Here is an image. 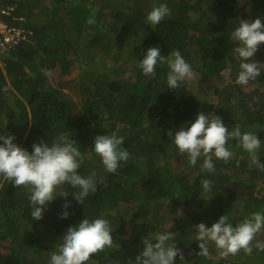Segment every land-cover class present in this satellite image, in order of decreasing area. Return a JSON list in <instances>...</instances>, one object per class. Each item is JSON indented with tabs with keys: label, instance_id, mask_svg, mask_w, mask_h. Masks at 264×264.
Wrapping results in <instances>:
<instances>
[{
	"label": "trees",
	"instance_id": "trees-1",
	"mask_svg": "<svg viewBox=\"0 0 264 264\" xmlns=\"http://www.w3.org/2000/svg\"><path fill=\"white\" fill-rule=\"evenodd\" d=\"M161 3L169 15L156 26L145 23ZM4 9L10 12L1 16L5 22L32 36L15 48L0 47V135H14L13 142L31 152L34 143L50 145L67 133L83 156L78 173L91 176L97 190L81 204L72 195L79 188L65 183L42 219L34 220L28 190L0 178V264H49L66 230L85 218L106 219L113 229L112 247L87 264H137L144 246L142 238L129 245L126 217L139 223V232L151 230L149 238L173 232L169 243L184 256L174 264H264V251L256 247L251 254L241 250L222 257L209 242V255H197L195 228L210 227L222 215L235 226L264 212V171L229 140L233 157L227 163L213 158L216 172L202 173L203 157L189 166L168 135L190 126L201 111L215 114L229 131L238 125L241 132L257 134L264 164V72L237 85L239 61L230 39L241 20L264 23V0H0V13ZM149 47L164 56L178 50L194 76L169 89L166 64L144 75L138 65ZM253 60L264 63V44ZM113 132L124 137L129 159L109 173L93 142ZM201 179L212 181L210 191L203 190ZM256 241L264 242V229Z\"/></svg>",
	"mask_w": 264,
	"mask_h": 264
},
{
	"label": "clouds",
	"instance_id": "clouds-1",
	"mask_svg": "<svg viewBox=\"0 0 264 264\" xmlns=\"http://www.w3.org/2000/svg\"><path fill=\"white\" fill-rule=\"evenodd\" d=\"M170 13L167 4L154 5L146 15L145 23L156 26ZM94 21L89 20L88 23ZM32 36V34L30 35ZM30 38V37H29ZM28 38V39H29ZM230 39L235 42L232 52L239 61V71L235 83L240 86L254 81L264 72V63L250 61L259 46L264 44V23L260 18L255 20H241L238 27L231 33ZM27 40V39H26ZM158 63L166 64L167 88L177 89L181 83L194 76L191 65L178 50L171 51L167 56L161 55L158 47H149L138 67L146 76L155 72ZM45 73L47 70H44ZM8 87L3 91L8 92ZM173 143L180 157H186L189 166L195 167L197 161L203 157L202 173H215L213 158L227 163L233 153L227 147L229 140H235L249 153L251 162L264 171V164L260 163L257 154L261 140L252 132H241L237 125L229 131L222 118L215 114L199 112L190 126L182 125L175 133L171 131ZM11 134L0 135V178L10 182L13 187H24L28 190L30 215L34 220L42 219L46 206L56 198V189L67 183L79 192L72 194L78 203L83 204L89 193L96 192V184L91 176L85 178L78 173L83 156L77 141L67 133H61L49 145L41 141L32 145V151L18 146ZM124 137L117 132L110 135L94 137V151L101 158L105 170L115 173L120 162H127L129 152L122 147ZM201 186L205 192L212 188V181L201 179ZM69 194L61 192L59 196ZM69 203L62 207L67 209ZM64 211L62 219L68 218ZM196 240L200 241L199 256L209 255V242L213 243L222 257L236 255L241 250L251 254L253 247L264 251V242L256 241V235L264 229V212H254L245 217L235 226L229 222L227 215H222L206 227L204 223L195 225ZM113 231L108 220L103 218H85L77 226H70L62 237V243L57 251L50 255L49 264H87L93 254H98L113 245ZM174 235L171 231L159 232L154 237L142 238L143 250L136 256L137 264H174L175 258L184 260L182 251L175 243H169Z\"/></svg>",
	"mask_w": 264,
	"mask_h": 264
},
{
	"label": "built area",
	"instance_id": "built-area-1",
	"mask_svg": "<svg viewBox=\"0 0 264 264\" xmlns=\"http://www.w3.org/2000/svg\"><path fill=\"white\" fill-rule=\"evenodd\" d=\"M5 13L9 14L10 12L4 9L0 13V47L9 50L17 47L21 40L28 39L32 34V31L23 27H16L8 24L1 18Z\"/></svg>",
	"mask_w": 264,
	"mask_h": 264
},
{
	"label": "rangeland",
	"instance_id": "rangeland-1",
	"mask_svg": "<svg viewBox=\"0 0 264 264\" xmlns=\"http://www.w3.org/2000/svg\"><path fill=\"white\" fill-rule=\"evenodd\" d=\"M48 5L51 6L50 3H49V1H48ZM1 48L3 49V47H1ZM248 86L247 87L245 86L246 89H249ZM208 99H211V98H208ZM125 221H127V223H126V225H124L123 231H124V235L127 238H129V240H130L129 245L139 244L140 243V238L146 237L145 234H147V237L151 236V230L146 231V228L143 229V231H140L139 232V230H140L141 227H138L139 226V223L138 222H135V223L138 224V226L135 223L132 224V222H134V221H132V218H127L126 217ZM2 250H3V253H6V251H7V249L5 247H3Z\"/></svg>",
	"mask_w": 264,
	"mask_h": 264
}]
</instances>
